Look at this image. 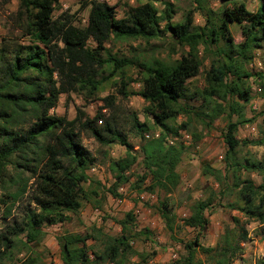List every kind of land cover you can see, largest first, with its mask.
<instances>
[{
    "label": "trees",
    "instance_id": "1",
    "mask_svg": "<svg viewBox=\"0 0 264 264\" xmlns=\"http://www.w3.org/2000/svg\"><path fill=\"white\" fill-rule=\"evenodd\" d=\"M155 1L147 0L130 8L123 18H117L114 6L104 1H86L84 6L90 5L87 24L79 26L63 15L54 18L60 0H20L19 13L24 11L28 17L23 35L29 36L32 42L11 44L5 41L0 45V174L8 182L20 183L19 190H9L5 198H0V221L4 223L0 227V264H8L6 258L9 264H45L43 255L36 249L46 234L44 226L70 221L67 212L79 211L82 200L92 198L84 183L93 182L88 168L96 158L83 145L82 133H89L102 145L119 142L125 146L126 154L110 162L114 179L107 189L116 198L122 196L119 187L131 181L134 174L129 171L139 158L128 135L102 111L90 117L78 109L73 119L52 111L60 95L65 93L86 91L87 98L93 101L107 80L103 72L109 68L110 75L123 74L124 69L134 63L111 53L104 57L106 43L111 37L151 39L161 32H170L180 44L188 46V50L174 62L159 58L151 63L140 62L138 72L142 87L136 92L127 90L134 80L121 76V93L125 97L137 94L147 101V112L161 128L158 137L145 139L141 145L144 172L136 176L132 185L138 189L149 180L146 187L151 193L158 188H178L181 182L178 166L186 148L178 141L171 144L169 136H176L180 129L190 130L192 119L211 127L217 118L226 114L227 125L222 135L227 150L225 170L217 172L218 180L223 183L219 193L223 195L230 188L237 190L239 201L229 205L255 221L264 238V158L244 156L241 159L238 156L244 146H264V136L241 139L237 135L241 125L253 121L246 117L245 108L253 98L250 80L255 81V75L261 80L259 86L264 98V71L251 72L246 67L255 58L254 51L264 43V0L255 11L248 10L245 1L220 0L224 6L217 16L218 22L208 19L204 26L195 25V10L192 9L185 13L182 21L173 22V4L165 2L163 13H160ZM229 2L231 8L226 5ZM230 21L242 25L241 40L237 41L232 34ZM221 40L225 41L223 47ZM201 44L206 51L213 49L215 58L206 72L205 85L191 90L189 80L200 73L202 66ZM195 99L200 101L198 106L190 103ZM103 101L105 107H113L115 97L108 95ZM260 113L264 116V107ZM181 114L186 115L187 120L176 125L174 121ZM234 115L238 116L236 120ZM132 118L133 127L141 137L153 129V125L142 122L136 114L133 113ZM198 133L193 134L197 140L201 137ZM9 167L14 169V174L8 173ZM231 170L235 181L229 185L227 174ZM207 171L212 170L208 168ZM241 171L258 174L261 183L251 178L242 179L238 175ZM26 173L35 180V208H29L21 219H11L12 203L27 191L30 179L25 177ZM97 184L102 185L99 180ZM91 193L99 196L95 190ZM9 198L13 199L11 204ZM160 205L164 218L170 220L173 214L168 200ZM212 205L213 198L197 201L185 219L187 225L199 229V234L184 242L186 255L178 264H205L196 258L198 249L207 253L215 251L217 264H231L233 258L243 252L240 239L247 236L245 227L242 237L237 231L226 232L223 244L215 248L201 243L200 237L209 223L206 210ZM136 220L134 210H129L118 221L120 234L111 235L98 229L99 238L105 240L101 251L88 244L89 239L98 238L93 233H65L58 238L62 261L64 264H104L105 261L126 264L137 254L146 262L157 251L143 257L134 244L138 239L153 242V234L149 228H138ZM234 220L240 221L238 217ZM18 243L23 245L21 253L25 251L21 257L15 254ZM257 264H264V259Z\"/></svg>",
    "mask_w": 264,
    "mask_h": 264
},
{
    "label": "rangeland",
    "instance_id": "2",
    "mask_svg": "<svg viewBox=\"0 0 264 264\" xmlns=\"http://www.w3.org/2000/svg\"><path fill=\"white\" fill-rule=\"evenodd\" d=\"M91 0H60L54 11V18L61 15L64 18L71 19L74 24L83 26L87 24V18L90 11V5L84 6V2ZM104 1L114 6L117 18H123L128 15L130 8L136 7L147 2V0H98ZM245 1L247 9L255 11L260 5L261 0H238ZM165 2L173 4L174 13L173 22L183 20L185 13L189 10H195V25L204 26L208 19L217 20V16L224 6V2L220 0H156L155 4L160 13H163ZM228 8L232 7V3L226 4ZM20 0H9L4 2L0 0V45L6 43L21 42L22 44H30L32 40L29 36H24V26H26L28 17L22 11L19 13ZM164 21L161 26L164 25ZM230 30L237 41L242 39V25L236 21H230ZM92 46H95L93 41H90ZM225 41H220V46L223 47ZM107 51L103 52L104 57L108 53L119 58H129L133 60V64L124 69L123 74L117 73L110 75L111 69L103 72V76H107L102 89L98 93L96 99L90 100L87 98L86 91H77L61 94L58 105L53 109V113L58 116H67L69 119L75 118L77 110L81 109L90 117L95 116L98 112H103L106 117L112 118L117 122L118 128L128 135L129 142L134 145L138 155L137 163L129 171L134 174L131 181L119 187L121 197H114L107 189L113 182V173L111 172L110 162L117 160L126 154L124 145L116 142L110 146L100 144L89 133H82V143L92 155L96 158L93 165H97V170L92 171L91 165L88 168L89 175L93 178L92 183H84L91 199H83L82 208L77 212H67L71 216V220L58 223L53 226L45 225L44 232L46 233L36 246L43 255L45 264H64L61 258V248L58 238L68 232H83L93 233L98 237L97 240L89 239L88 244H92L96 250L101 251L104 248V237L99 238L98 229L102 232L111 235L121 233V226L118 223L129 210H134L136 213V224L138 228H149L153 234V242L143 241L138 239L134 244L137 252L143 254V257L150 256L153 251L156 254L151 255L146 262L142 256L133 254L130 261L126 264H178L180 258L186 255L184 242L191 241L199 234V229L191 227L185 223V219L191 214L193 206L199 200H208L213 198V205L206 210V215L209 218V223L206 230L203 231L200 237L201 243L205 247L215 248L217 245L223 244V236L226 232H235L242 237L245 227L247 236L245 239H240V244L243 247V252L238 253L232 260L231 264H257L261 259H264V238L258 232V225L255 221H251L245 216L241 210L232 208L229 204H234L239 201L238 191L227 190L223 195H220L222 182L217 178V172L225 170V154L227 146L223 140L222 131L227 125V115H221L217 118L211 127L204 126L200 121L192 119L190 130L180 129L179 143L185 146V154L181 163L178 166V171L181 175V182L176 189L158 188L153 193L149 192L147 185L149 180L141 188H134V182L138 174L144 172L143 155L140 147L145 141L141 135H138L133 127V113L138 116L142 122H148L153 125V129L145 133H159L161 128L154 124L153 117L147 112L149 103L137 94H130L125 97L121 93V76L132 78L128 86L129 91L136 92L142 87L141 75L138 72V64L140 62L151 63L155 58L163 59L167 62H174L179 59L182 52L188 50V46L180 44L170 32H161L158 36L151 39L145 38H129L117 39L111 37L106 43ZM215 49V48H214ZM255 58L257 61L264 63V43L262 48L256 49ZM200 56L202 58V66L200 73L189 80L188 86L191 90L196 87L205 85V76L210 68L212 59L215 58L214 50H205L204 45H200ZM251 62V61H250ZM250 62L246 67L251 72H261L256 70V66H251ZM264 67V64H263ZM258 68V67H257ZM100 78V77H99ZM250 80L252 86L253 98L246 105L245 114L247 118L253 119L252 122H247L241 125L238 130V137L241 139H258L264 136V116L260 111L264 107V98L261 92L255 88L259 86L261 81L259 77ZM112 95L115 97L113 107H105L103 98ZM191 104L198 106L200 101L190 100ZM234 120L238 118L233 116ZM187 120L186 115H179L174 121L176 125ZM200 132V139H195L194 133ZM144 133V135H145ZM199 134V133H198ZM171 134L170 136H173ZM169 136V137H170ZM189 138V139H188ZM238 156L242 159L244 156H252L258 159L264 158V146L258 144H250L240 148ZM99 165V167H98ZM211 168L210 171H207ZM9 174H14V169L9 167ZM228 175V182L231 185L235 181L234 171L231 170ZM242 179L251 178L257 184L261 183L262 178L256 173L246 171L238 172ZM25 177L29 178L27 191L13 202L9 198V204L12 202L11 219L19 218L26 213L29 208H35L33 196L35 194L36 184L30 173H26ZM97 180L101 182V186L97 184ZM133 184V185H132ZM4 186V189L2 188ZM9 188V189H6ZM20 188V183L8 182L7 178H3L0 174V198H5L10 191H17ZM92 190L98 192L99 196L93 195ZM168 200L173 217L170 220L164 218L160 203ZM243 205V202L240 203ZM2 212V211H1ZM235 217L240 219L239 222L234 220ZM0 221V227L3 226ZM20 238L24 239V235ZM23 245L18 243L15 248L17 257L25 254L21 253ZM215 251L209 253L198 249L196 258L205 262V264H217ZM5 261L9 264L7 258ZM104 264H114L105 261Z\"/></svg>",
    "mask_w": 264,
    "mask_h": 264
},
{
    "label": "built area",
    "instance_id": "3",
    "mask_svg": "<svg viewBox=\"0 0 264 264\" xmlns=\"http://www.w3.org/2000/svg\"><path fill=\"white\" fill-rule=\"evenodd\" d=\"M251 66H256V70H263L264 71V67H263V64L262 62H259L256 60V58H254L251 62H250ZM258 67V68H257ZM258 92H261L262 91V87L261 86H257L255 88ZM145 139H151L153 137H158L159 136V133H156V134H153V133H145ZM189 139V138H188ZM169 141L171 144L179 141V136L176 135V136H170L169 137ZM99 167V165H98ZM92 171H96L97 170V165H93L92 168H91Z\"/></svg>",
    "mask_w": 264,
    "mask_h": 264
}]
</instances>
